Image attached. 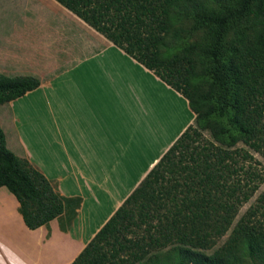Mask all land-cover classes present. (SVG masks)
Returning <instances> with one entry per match:
<instances>
[{"label":"trees","instance_id":"obj_1","mask_svg":"<svg viewBox=\"0 0 264 264\" xmlns=\"http://www.w3.org/2000/svg\"><path fill=\"white\" fill-rule=\"evenodd\" d=\"M56 1L181 93L196 115L72 264H243L261 258L264 227L254 221V209L214 251L213 237L228 231L258 187L245 191L235 182L244 170L238 157L249 153L234 148L243 144L264 154V0ZM38 87L33 77L0 75V106ZM204 131L211 136L205 143ZM3 186L17 198L30 230L64 215L61 227L68 231L82 204L79 197H63L29 160L17 157L0 124ZM142 229L146 236L130 235Z\"/></svg>","mask_w":264,"mask_h":264},{"label":"crops","instance_id":"obj_2","mask_svg":"<svg viewBox=\"0 0 264 264\" xmlns=\"http://www.w3.org/2000/svg\"><path fill=\"white\" fill-rule=\"evenodd\" d=\"M0 75L39 82L0 116L7 147L63 197L82 199L70 230L64 215L30 230L17 198L0 187V264H72L196 115L181 93L56 0H0ZM166 94L165 122L181 123L146 159L162 128L152 126V109Z\"/></svg>","mask_w":264,"mask_h":264},{"label":"rangeland","instance_id":"obj_3","mask_svg":"<svg viewBox=\"0 0 264 264\" xmlns=\"http://www.w3.org/2000/svg\"><path fill=\"white\" fill-rule=\"evenodd\" d=\"M192 42L195 41V39L191 40ZM200 41V40H199ZM198 41V42H199ZM198 74L200 76H204V70L202 68L198 69ZM203 81L206 84L207 79L203 78ZM194 82V81H193ZM167 94L163 97L164 101H161L159 105L156 107H153V116H152V126L154 128H161V133H159V139L156 140L150 150H144L145 152V158L147 159V156L157 154L169 141L170 137L173 135V133L177 130V128L180 126V122L170 124V121H166V116H164L165 107L167 103V99L165 98ZM161 109V116L156 118V113H159ZM180 114V109L178 110ZM10 113V102L4 103L0 106V116L7 117ZM163 115V117H162ZM187 115L185 114L183 119H186ZM165 123H161V122ZM161 123V124H160ZM1 124V123H0ZM164 127V128H163ZM165 131V132H164ZM203 142H208L211 140V136L208 131L203 132L202 136ZM203 143V144H204ZM239 151L245 150L249 153V157L245 159V157H238V160L240 161L238 164V167L244 166V170L241 171L235 179V182L237 181L240 183L244 190L246 191L250 186L257 185V189L252 193L251 190V197L248 201L243 202L242 206L239 209L237 217L234 219L233 224L229 227L228 231H226L223 235L213 237L214 239V248L213 251L217 248L222 247L227 240L231 237L232 232L238 223V221L247 214V212L251 209L256 210V214L254 215V221L259 224L261 227H264V154L256 152L254 150H250L249 148L243 146V144H239L236 148ZM144 155V154H143ZM142 155V158H143ZM142 163L137 164V168L141 166ZM132 237H144L147 235L146 232L142 230H136L135 233L130 234ZM243 264H264V254L261 258H246Z\"/></svg>","mask_w":264,"mask_h":264}]
</instances>
